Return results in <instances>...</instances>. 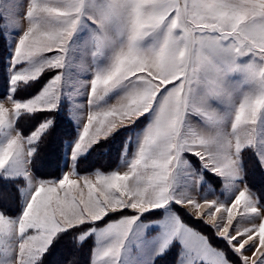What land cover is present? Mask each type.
Returning <instances> with one entry per match:
<instances>
[{
    "label": "snow or ice",
    "instance_id": "obj_1",
    "mask_svg": "<svg viewBox=\"0 0 264 264\" xmlns=\"http://www.w3.org/2000/svg\"><path fill=\"white\" fill-rule=\"evenodd\" d=\"M9 38L0 176L22 177L29 189L20 188L15 212L0 205V264H48L50 254L59 257L50 264H81L82 245L87 264H141L153 225L152 260L177 246L175 264H264V190L240 183L244 157L264 177V0H0L5 51ZM46 73L36 94L22 95ZM77 95L86 96V122ZM64 100L78 125L70 163L58 177L34 180L29 165ZM38 114L47 115L25 134L20 121ZM141 119L131 156L128 143L121 153L123 171H78L94 145ZM204 171L231 197L202 194ZM172 205L191 206L224 246ZM156 212L163 217L142 219Z\"/></svg>",
    "mask_w": 264,
    "mask_h": 264
},
{
    "label": "rangeland",
    "instance_id": "obj_2",
    "mask_svg": "<svg viewBox=\"0 0 264 264\" xmlns=\"http://www.w3.org/2000/svg\"><path fill=\"white\" fill-rule=\"evenodd\" d=\"M21 2L26 4L28 0H21ZM23 10H26V8ZM12 35L15 36L16 33H13ZM10 41H11V38L5 41V43L7 44V51L5 52H4L5 50L4 46L0 45V51L2 52V60H3V63L1 64V67H0V73H2L3 71L2 76L3 77L5 76V78H7V75H8L7 65H8V61L11 58L12 47H13V44ZM50 75L51 74L46 73L45 76L41 78V80L36 81L33 84L26 86L22 90V95L27 97V96L36 94L43 87L44 83L46 82V80L49 78ZM81 75L83 76L85 74L81 73ZM90 78H91L90 75L84 76V79H90ZM3 82L4 80H2V77H0V92L4 90ZM117 95L118 93H113L112 95H110L107 98L108 102H112L116 98ZM72 103L74 105L84 103L85 106L83 109H75V111L77 115L80 116L84 122H86V119H87L86 96L77 95L74 97ZM5 107L10 108L11 104L6 103ZM69 112H70L69 102L67 100L62 101L60 110L52 114L55 117V124L48 133L50 134V132L53 131L54 129L55 130L58 129L61 131L69 130L70 126L73 129V131H75L73 139L67 138L63 141L64 155H63V160H62V172L67 170V167L70 163L69 157H70V151H71V142L76 138L77 133H78V125L73 121ZM44 115H47V114H38L35 117L24 118L20 121L19 127L25 132V134H27L30 130H32L35 127V125L41 119L44 118ZM145 123L146 121L141 119L137 121L136 124L132 125L129 128H120L118 131L114 132L107 139H103L98 144L94 145L88 151L86 155H84L77 161L78 171L81 174L86 173V172H81L78 167L79 162H82L83 160L84 161L82 162V165L85 167H89L93 163H96L95 161H99L101 163V166L96 167V168H100L101 171L111 172L114 169L123 171L124 163L121 160V153L124 149V145L125 143H128V151H129L128 157H130L135 145H134V142H130L129 138L131 137L134 140L135 136L142 130ZM38 146H37V149H38ZM186 158L190 161L193 168H196L197 170L200 169V162L194 156H187L186 154ZM33 159H32V162H33ZM108 159L109 160L112 159L110 163H107ZM244 160L246 163L245 170H244V178H243V181H241L240 183H247L254 192H257L258 189L264 190V177H254L251 174L252 173L251 166L247 164V157H244ZM103 165H105V167ZM29 168L31 169L34 175V180H35L36 179L35 176L37 175H35V173L33 172L32 164L29 165ZM261 171L264 172V169H262ZM203 176H204V183L201 184V189H200L202 194L207 193L209 198H212V196H217L222 200L231 197V193H227L224 190H222V187H221L222 181L220 180L219 177L213 176L212 173L208 171H204ZM21 187H23L25 190L29 189V183L24 178L21 177L15 180H5L2 176H0V195L3 197L8 196L7 198H9L11 196V191L15 190V192L13 191L14 192L13 195H16V193L19 195V199L21 201L19 203L20 207L22 204V200L24 198L23 194L20 191ZM86 191L87 190L85 189V194H86ZM261 203L264 204V200H262ZM190 209H191V206H186V207L181 208L179 207V205H172V211L180 215L185 224L189 225L190 227L208 236L209 240L213 243L214 246L223 247L224 242L216 238L215 233L212 232L211 228L208 225L203 223V220L195 219L194 212L192 216L188 214V211ZM201 211H203V209H201ZM163 215H164L163 212L146 213L145 217L142 219H149V220L160 219L163 217ZM237 219H240L239 213L237 214ZM103 223L104 221L101 222L100 226H102ZM240 226L241 227L248 226L247 221L242 220ZM159 232H160L159 227L155 225H153L151 228L145 231V237H144L145 243L142 246V249L140 252L141 264H156L157 260L164 256L163 255V256L155 257L154 260L151 259V253L156 245V238ZM89 240H91V238H89ZM170 250H172L171 251L172 253H174V250H175V253L177 254V250H178L177 246L172 247Z\"/></svg>",
    "mask_w": 264,
    "mask_h": 264
},
{
    "label": "trees",
    "instance_id": "obj_3",
    "mask_svg": "<svg viewBox=\"0 0 264 264\" xmlns=\"http://www.w3.org/2000/svg\"><path fill=\"white\" fill-rule=\"evenodd\" d=\"M2 63H3L2 52L0 51V67ZM2 75H3V71L2 73H0V77H2V80L5 81L6 78L5 76L3 77ZM74 132L75 131H73L71 126L69 130H64V131L54 129L53 131L50 132V134H48V136H46L45 139L42 140V142L38 146V149L36 151V154L32 162V169L35 175H37L39 178L46 179V178H51L53 176L58 177L61 174L62 160H63V155H64L63 141L67 138L73 139ZM111 160L108 159L107 163H110ZM82 162H79L78 164L79 170L81 172H90V171H93L96 167L101 166V163L99 161H95L96 163H93L89 167L83 166ZM103 166L105 167V165ZM13 191L15 192V190ZM13 191H11V196L9 198H7L8 196L3 197L0 195V205L7 203L10 207H12L13 212H15L16 210L20 208L19 203L21 201L17 193L16 195H13L14 193ZM90 241L91 240L86 241L85 245H88ZM63 243H65V241H61V244ZM81 248L83 249V255L78 256L77 259L81 261V264H87L88 259L90 257V248H87L84 245H82ZM171 251L172 250H169L163 257L159 258L156 264H175L176 253H175V250H174V253H172ZM57 259H59L57 255L50 254L46 258V261L48 262V264H50L51 261L57 260Z\"/></svg>",
    "mask_w": 264,
    "mask_h": 264
}]
</instances>
